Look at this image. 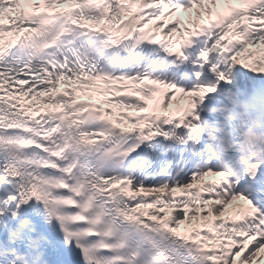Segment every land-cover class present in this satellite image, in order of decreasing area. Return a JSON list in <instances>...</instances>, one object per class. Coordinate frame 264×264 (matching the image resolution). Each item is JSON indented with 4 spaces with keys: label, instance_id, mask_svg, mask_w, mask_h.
<instances>
[{
    "label": "snow or ice",
    "instance_id": "1",
    "mask_svg": "<svg viewBox=\"0 0 264 264\" xmlns=\"http://www.w3.org/2000/svg\"><path fill=\"white\" fill-rule=\"evenodd\" d=\"M0 264H264V0H0Z\"/></svg>",
    "mask_w": 264,
    "mask_h": 264
}]
</instances>
